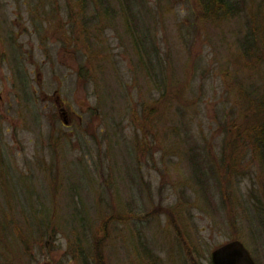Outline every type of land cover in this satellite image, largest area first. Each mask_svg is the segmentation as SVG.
<instances>
[{"label": "rangeland", "instance_id": "1", "mask_svg": "<svg viewBox=\"0 0 264 264\" xmlns=\"http://www.w3.org/2000/svg\"><path fill=\"white\" fill-rule=\"evenodd\" d=\"M111 1L115 15L89 0H0V142L10 168L8 184L0 174V264H81L75 235L87 248L107 216L106 264H213V249L232 239L264 264L262 170L233 133L241 119L228 92L264 71V52L244 69L236 62L246 12L220 23L201 21L195 0L134 5L157 48L155 67L157 58L165 66L172 114L180 96L185 151L190 141L218 157L231 155L232 140L241 147L245 175L219 167L221 193L196 181L189 157L173 148L177 135L149 133L161 89L156 79L150 88L133 46L128 30L137 25ZM252 6L264 18V5ZM159 105L156 119L168 106ZM44 214L55 231L46 243L31 237Z\"/></svg>", "mask_w": 264, "mask_h": 264}, {"label": "trees", "instance_id": "2", "mask_svg": "<svg viewBox=\"0 0 264 264\" xmlns=\"http://www.w3.org/2000/svg\"><path fill=\"white\" fill-rule=\"evenodd\" d=\"M92 2L93 7L99 13V10L103 9L105 15H115L118 11H116L115 7L112 5L111 0H89ZM122 1L118 0L121 5V9L119 13L122 12L125 18L126 24H134L135 26L138 24V16L135 10L136 0H126V2L122 6ZM198 4L199 8V18L201 21L208 22H225L233 17L241 18L242 14L246 12L248 18L249 29L248 32L245 33L241 39L237 42L238 50L236 60L238 65L242 66V69L245 68L246 64H252L253 60H258L262 58V54L264 52V18L260 16L259 9L252 6V3L257 2L260 6L264 5V0H248L251 3L250 14L248 12L247 0H195ZM87 2V0H86ZM85 2V7H87V3ZM102 11V13H103ZM142 20V19H141ZM133 25V26H134ZM136 26L133 30H128L131 32V37L133 41V46L136 51L139 53V58L142 59L143 64L145 63V68L149 72V82L150 88L154 85V79H156L155 86H158L160 93L157 101H153V107L150 109V121L149 124V133H154V136L157 133L160 135L171 136V134L177 135V139H175L173 148H178L182 152L183 155L189 157L192 163L193 174L195 176L196 181L206 183L209 187L212 181V184L220 187V191L222 193L221 186H223V179L219 172V167L224 169V173L227 176H243L245 175L244 171L239 168L235 155L240 153V146H235V140H232L230 144V152L231 155H227V151L223 152L219 157L212 154L208 147H200L191 142L188 149L185 151L187 136L189 135L187 131L186 124L184 123L182 116L184 115L182 106L180 104V96H174V99L178 103V108L176 114H172L170 109L172 107L173 98L171 96V90L169 88V83L166 81L163 75V71L165 66L162 61L157 58V67H155V57L156 54L158 56L157 48L154 44V40L148 35V32H144L141 30V27ZM128 26V25H127ZM139 27V28H138ZM155 54V55H154ZM242 59L244 62L240 61ZM247 61V62H246ZM142 63V62H141ZM244 65V67H243ZM228 80L229 76H225ZM244 78L246 80L237 79L235 83L232 85H228V92L232 96L233 104L235 102L236 109H234V113L238 114V118L241 119V123L237 126L234 125L233 133L237 137V140L242 138L246 144H249L251 148L253 156H255V160L259 163V166L262 170L261 175V186L264 187V71L259 70L254 74L245 75ZM148 79V76H147ZM257 82L255 84L254 82ZM157 84V85H156ZM237 84V85H236ZM239 86V88H238ZM233 91L235 95H233ZM160 102H164L165 112L163 116L158 117L156 119V110L160 108ZM193 109L195 110V105H193ZM155 114V120L152 122ZM158 114V113H157ZM232 114L229 113V115ZM176 115V116H175ZM144 117V115H143ZM177 117L179 118L180 123H173L172 120ZM227 120V118L225 119ZM185 125V127L179 126L180 124ZM173 124V125H172ZM145 126V125H144ZM186 128V130H184ZM186 132V133H185ZM190 136V135H189ZM191 140V139H190ZM145 138L143 139V142ZM201 149V150H200ZM203 150V151H202ZM239 157V156H238ZM240 160V157H239ZM219 161V162H218ZM227 161V162H226ZM233 161V162H232ZM223 162V163H222ZM222 163V164H220ZM10 168L8 166V162L0 142V174L4 181L8 184ZM200 175L202 177H200ZM204 178V180L202 179ZM220 185V186H219ZM7 187V186H6ZM202 189V188H201ZM9 193L7 200H11L13 197L11 193ZM261 208H259L260 210ZM263 212V210H262ZM101 213L100 215H102ZM39 218V220L32 219L34 223L37 225L38 234L32 232L31 237L36 240H40L46 243L48 237L54 233V229L50 228V220L48 218V214H44ZM101 225L99 229L91 235L90 246L87 248L82 245V238L79 235H75L76 250L74 253L76 256L74 258L79 260L81 264H106V260L104 261L103 257V245L104 241L107 238V228H109L111 221L108 220V216L102 217ZM53 231V232H52ZM24 242V239H22ZM37 244V243H36ZM35 244V245H36ZM27 245V244H26ZM25 245V246H26ZM34 245V246H35ZM4 248L7 246L3 243ZM4 260V259H3ZM5 261V260H4ZM6 262V261H5ZM4 262V263H5ZM156 262L154 261V264Z\"/></svg>", "mask_w": 264, "mask_h": 264}, {"label": "water", "instance_id": "3", "mask_svg": "<svg viewBox=\"0 0 264 264\" xmlns=\"http://www.w3.org/2000/svg\"><path fill=\"white\" fill-rule=\"evenodd\" d=\"M213 264H258L251 251L240 239L228 240L211 253Z\"/></svg>", "mask_w": 264, "mask_h": 264}, {"label": "flooded vegetation", "instance_id": "4", "mask_svg": "<svg viewBox=\"0 0 264 264\" xmlns=\"http://www.w3.org/2000/svg\"><path fill=\"white\" fill-rule=\"evenodd\" d=\"M59 108L61 109V112H62L63 114H67V111H66L65 107H63V105L59 104ZM64 119H65V121L68 122V123L71 121V120H69L67 117L64 118ZM69 124H70V123H69Z\"/></svg>", "mask_w": 264, "mask_h": 264}]
</instances>
